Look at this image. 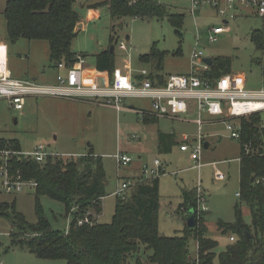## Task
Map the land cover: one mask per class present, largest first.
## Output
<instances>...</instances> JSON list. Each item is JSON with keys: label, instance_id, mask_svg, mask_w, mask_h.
<instances>
[{"label": "rangeland", "instance_id": "obj_1", "mask_svg": "<svg viewBox=\"0 0 264 264\" xmlns=\"http://www.w3.org/2000/svg\"><path fill=\"white\" fill-rule=\"evenodd\" d=\"M6 0H0V12ZM106 0H76L74 9L83 22V27L76 34L71 44V51L75 57L82 56L84 67L95 66V55L108 50L113 53V64L116 70L126 72L127 67L134 73L142 69L153 70L151 65L140 60V56L148 54L151 48L165 53L163 75L187 74L191 66V53L194 49L201 50L205 57H225L231 60L230 72L243 74L246 88L258 90L264 88V50H259L252 39L255 31H262V19L250 9L235 14L225 25L223 19L210 10L204 8L194 16L189 14L190 0H159L166 8L167 14L181 15L182 23L173 27L168 17L163 19H139L123 17L112 19L107 6H96ZM228 27V31L218 34L214 42L208 40L211 27ZM0 35L4 37L3 21L0 25ZM126 36L129 39L126 41ZM123 42L126 50L119 48ZM9 47L8 67L14 76L24 72V78L53 82L55 71L48 59L49 48L45 41H28L19 39L13 43L6 40ZM114 47V51L110 48ZM98 79L106 80L103 75ZM67 100L41 97L29 99L22 111H15L7 101H0V141L18 143L19 151L31 153L38 144H43L49 153L68 156H84L89 152L101 158V164L106 176L104 188L105 197L100 201V215L97 222L109 224L115 213L118 198L114 195L117 186L129 174H134L132 167L136 162L148 164L158 159L163 174L158 176L159 205L155 217L157 232L163 237L184 235L186 228L185 209H180L183 203V193L196 191L203 193L206 212L201 218L207 229V237L216 242L213 249V264H218L219 256L233 245L229 237L237 238L230 231L222 232L218 229V222L234 224L237 220L236 206L240 211L241 221L251 224L248 205L242 202L236 194L240 192L239 157L241 145L230 137L225 129V123L216 122L203 127L204 142L210 147L202 148L199 156L191 151L181 152L175 145L171 152L159 153L153 150L138 158L130 154V165L117 167L114 155L126 150L127 147L142 144L143 136L132 131L124 135L117 132V126L134 125L138 122L133 112H116L108 107L95 104L79 105L78 108L64 109ZM71 105V104H70ZM122 106L147 108L148 103L141 99H125ZM187 120H194V116H187ZM206 119L219 120L218 117L205 115ZM248 118V117H246ZM16 121V122H15ZM239 127V121L230 122ZM161 128L172 126L176 133L194 134L193 124H181L170 120H159ZM264 127V124H263ZM135 136V138H134ZM264 150V131L261 136ZM0 147H3L1 145ZM10 148L16 149L12 144ZM66 162L68 157L61 158ZM220 171L224 177L216 178ZM195 197V199H196ZM196 205V200H195ZM0 204L14 206L29 224L37 221L36 206L39 205L42 214L52 230L65 232L69 214L63 203L48 196L36 199L34 189L26 188L16 195L0 194ZM189 212V211H188ZM15 230L10 222L0 215V263L1 264H66L65 260L40 259L27 250L14 246L11 234ZM254 237L256 232L249 231ZM191 238V235L188 234ZM191 263L197 258V244L195 240H188ZM151 251L141 247L136 255L131 257L133 264L136 259L145 262Z\"/></svg>", "mask_w": 264, "mask_h": 264}, {"label": "trees", "instance_id": "obj_2", "mask_svg": "<svg viewBox=\"0 0 264 264\" xmlns=\"http://www.w3.org/2000/svg\"><path fill=\"white\" fill-rule=\"evenodd\" d=\"M76 0H6L0 15L4 22L7 40L45 41L49 48L52 65L63 62L71 67L76 57L71 44L76 34L80 16L74 9ZM107 6L112 19L123 17L163 19L173 27L182 23L181 15L167 14L159 0H106L98 6ZM262 31H255L252 39L259 50H264V17ZM113 53L108 50L95 55L98 71L112 73ZM165 53L151 48L148 54L140 56L144 63L152 65L155 72L163 69ZM231 60L225 57L212 59L210 79L230 72ZM162 85L165 80L156 75L150 77ZM248 117V118H246ZM240 125L241 155L239 157L240 192L238 198L248 205L251 224L241 221L236 206L237 220L234 224L218 222L222 232L230 231L237 235L233 245L219 256L218 264H264V150L261 136L264 131V112L252 113L238 119ZM164 135H160L161 144ZM172 144L171 141H169ZM12 144L19 150L15 141H0V146ZM60 157H48L44 163L33 159L14 161V168L22 173L25 180L36 183V199L48 196L65 205L72 221L68 232L58 233L51 229L48 221L36 206L37 221L29 224L17 213L14 206L0 204V215L6 218L15 230L11 243L40 259L65 260L66 264H130L131 257L141 247L151 251L146 258L148 264H190L188 240L197 244V258L193 264H213L216 242L207 237L204 220L197 219L194 211L196 191L184 192L180 209L193 210L196 227L185 228L184 235L163 237L155 225L159 205L158 177L134 184L130 191L117 197L112 222L101 224L100 201L105 197L106 176L101 158L92 152L84 156H69L63 161ZM253 181L251 182V179ZM75 209L71 212L72 209ZM88 216L92 225L77 226V219ZM256 232L254 237L249 231ZM191 235V238L188 236ZM250 237V238H249ZM133 264H145L138 259Z\"/></svg>", "mask_w": 264, "mask_h": 264}, {"label": "built area", "instance_id": "obj_3", "mask_svg": "<svg viewBox=\"0 0 264 264\" xmlns=\"http://www.w3.org/2000/svg\"><path fill=\"white\" fill-rule=\"evenodd\" d=\"M135 0H130V4ZM204 8L213 10L217 16L223 19L227 25L235 14L250 9L255 15L264 17V0H190L189 14L194 16L197 11ZM228 31V27H211L208 32V40L214 42L218 34ZM119 48L126 50L123 42ZM203 51L194 49L191 53L192 70L187 75H170L162 85L153 82L150 74L145 70L139 73V79H130L121 71L114 70L112 80L108 87H85L82 84L81 64L84 60L76 57L71 67H66L63 62L57 63V67L66 69L65 75H57L55 84L42 85L31 79L13 78L4 63H0V101H7L15 111H22L28 98L53 97L72 100H94L104 106H112L121 110L125 99H144L152 103L151 114L158 118L183 119L190 113H195V124L198 133L195 138L182 136L181 151L192 150L199 156L203 147L202 127L208 123L205 115L218 117V122L225 123V129L230 137L240 139V125L237 128L230 122L252 113L264 112V88L249 90L246 88V79L243 74H222L210 79L206 74L210 66L204 62ZM46 150L45 145L38 144L31 153H22L10 148V144L0 147V194L16 195L24 189H35L36 183L25 180L22 173L14 168V161L33 159L38 163H44L48 157H60ZM117 167L127 166L132 162L128 155L118 153L114 156ZM163 174L161 163L158 159L153 161L151 167L142 169L144 178L134 182L122 181L117 186L114 195L124 197L126 191L134 184L156 178ZM216 178L223 179L220 173ZM196 205L194 208L196 218L200 219L203 212L207 211L203 193L197 190ZM238 196V194H237ZM75 209L73 208L71 212ZM98 217H96L97 219ZM72 218L69 214L67 221L68 232ZM97 221V220H96ZM94 220L88 216L77 219L76 225H92ZM234 242L233 236L229 237ZM1 264V263H0Z\"/></svg>", "mask_w": 264, "mask_h": 264}, {"label": "crops", "instance_id": "obj_4", "mask_svg": "<svg viewBox=\"0 0 264 264\" xmlns=\"http://www.w3.org/2000/svg\"><path fill=\"white\" fill-rule=\"evenodd\" d=\"M2 21H3V19H2L1 15H0V25H1ZM79 23L82 24V27H83V22L81 21V19H80ZM3 24H4V22H3ZM128 39H129V37H128ZM6 40H7L6 35H4V37L0 35V63H4L5 64L6 68L8 69V71L10 72V74H11V76L13 78L27 79V77L24 78V72L14 76L13 73L11 72V70L9 69V67H8L9 47H8V45L6 43ZM113 51H114V47H113ZM208 58H210V57H208ZM48 59H49V54H48ZM211 59H213V58H211ZM49 63H50V66L55 71L54 81L53 82H49V81H45L44 80L43 82H41L39 84H42V85L55 84V80H56L57 75H65L66 74V69L58 68L56 64L52 65L51 62H50V59H49ZM80 67H81V71H82V76H81L82 84L85 87H89V88H91V87H93V88L94 87H99V88L108 87L110 85L111 80H112V74H113L114 70H116V68L114 67V70H113L112 73L106 72V71H98L95 66H93V67H84V62H83V64H81ZM151 67H152V65H151ZM152 69H153V67H152ZM142 70H145V69H142ZM142 70L136 71V72L133 73L130 70V66H128L126 72H124L121 69L119 71H121L124 76H127V77H129L130 79L133 80V79H139L140 78L139 77V73ZM191 70H192V66H190V69H189L187 74H189L191 72ZM145 71L147 73H149L150 76H152V77H155L156 75H159L164 80H166L167 77L170 76V74L169 75L161 74L162 70L159 73L155 72L154 69L153 70L150 69L148 71L145 70ZM187 74H176V75H187ZM103 75L106 76V80L98 79V77H101ZM31 80L36 81L35 78L31 79ZM156 81H157V79H156ZM29 99H37V98H28L26 100V103H27V101ZM58 99L67 100V102L65 104H68V105H63L64 109L71 108V107L72 108H78L79 105H84V104L90 103V104H95V105H99V106H103V107H108L110 109L115 110L117 113L121 112V111L122 112H133L136 115V118H137L138 122H136L134 125H129L131 127H128L127 125H122V126L118 125L117 126V132H119V133H121V135H123L125 133L127 134V133L132 131L136 135L143 136L144 142L142 144H137V145H133L131 147H127L126 150L120 149V151L117 152V154L121 153V154H125V155H128V156H130V154H136V155H138V158L140 159L142 155H145L147 153L149 155L154 149L158 150L159 153H162V152L168 153V152H171L172 148L175 145H178L179 150H180V145L182 144V142H181L182 141L181 140L182 136L187 135L189 138L192 139V138H195L197 136V133H198V126L194 122V120L196 118L195 113H190L189 115H187V116L193 115L194 116V120L193 119L192 120H187V118H186L187 116L185 118H183V119L158 118V117H155V116H153L151 114L152 103H151L150 100L141 99V100H144L146 103H148V107L147 108H134L133 106H122L123 108L118 111L112 106L100 105V104L96 103V101H94V100L78 101V100L65 99V98H58ZM204 119L206 121H208V123H206L204 126L210 125V124H214V123L218 122V120L214 121V120L206 119L205 116H204ZM159 120H170V121L179 122L181 124H190L191 123V124L195 125L196 132L194 134H188V133H180L179 134V133L175 132V129L172 126L170 127V130L169 129H165V128H161V126L159 125ZM203 127H202V130H201V134H202V137H203V147H204V143H207V142H204L205 138H204L203 132H202L203 131ZM126 134L123 136L125 140L128 139L126 137ZM160 135H164V137H165L164 143H162V144L160 142ZM134 138H135V136H134ZM169 141H171L172 144H170ZM209 147H210V145H209ZM187 151H191L192 152L191 149H189ZM187 151H181V152H187ZM192 154H193V152H192ZM62 157H69V156L68 155H62ZM154 160H152L151 162L148 161V164H146V163L144 164L141 161L136 162V164L132 167V169H133V171L135 173L134 174H129L128 176H126V178H124L123 181L134 182V181H136V180H138L140 178H144L143 175H142V169L145 166L151 167L153 165V161ZM131 163H133V162H131ZM217 173H220L224 177V175L220 171H217L216 174ZM158 182H159V179H158ZM130 189L131 188H129L126 191V193H128L130 191ZM237 194H236V196H237Z\"/></svg>", "mask_w": 264, "mask_h": 264}, {"label": "water", "instance_id": "obj_5", "mask_svg": "<svg viewBox=\"0 0 264 264\" xmlns=\"http://www.w3.org/2000/svg\"><path fill=\"white\" fill-rule=\"evenodd\" d=\"M81 29H82V24H80V23L77 24L75 31L77 32V31H79ZM125 39L127 41L128 40V36H126ZM110 51L111 52L113 51V47L110 48ZM204 62H205L206 65L211 66L212 59L207 57V58L204 59ZM208 147H209V144L208 143H204V148H208ZM252 181H253V178L251 179V182ZM185 224H186V227L189 228V229H193V228L196 227V219H195V215H194V211L193 210H190L187 213V215L185 216Z\"/></svg>", "mask_w": 264, "mask_h": 264}]
</instances>
